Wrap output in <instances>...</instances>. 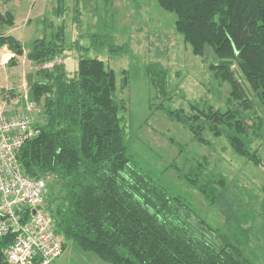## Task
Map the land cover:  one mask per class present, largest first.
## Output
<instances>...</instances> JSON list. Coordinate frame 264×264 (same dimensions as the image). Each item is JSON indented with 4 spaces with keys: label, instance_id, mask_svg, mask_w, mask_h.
<instances>
[{
    "label": "trees",
    "instance_id": "1",
    "mask_svg": "<svg viewBox=\"0 0 264 264\" xmlns=\"http://www.w3.org/2000/svg\"><path fill=\"white\" fill-rule=\"evenodd\" d=\"M156 1L176 15L177 34L194 56L209 62L212 81L227 92L221 106L204 100L190 104L189 112L166 109L162 103L153 108L187 129L197 143L210 147L208 133L224 137L237 156L262 165L252 146L254 138L264 137L259 115H264V0ZM1 4L0 50L9 47L17 55L23 49L19 41L2 33L15 19L2 12ZM63 34L36 40L27 55L42 67L29 93L33 105L42 106L45 119L41 124L34 120L35 112L30 114L38 135L25 143L19 156L28 177L49 179L48 212L63 250L73 244L107 264H253L242 249L251 239V230L243 227L253 218L242 216L247 213L223 177L203 176L209 173L205 161L196 162L193 179L174 163L171 169L225 218L228 235L135 162L130 143L137 128L131 117L128 125L123 117L128 109L117 99L115 71L90 56L80 59L73 73L57 63L45 68L66 52ZM89 39L87 54L91 49L98 54L107 50L113 57L128 54V46H116L112 36L98 33ZM145 70L157 99L169 100L168 71L159 64ZM129 79L125 77L124 86ZM11 241L0 239V264L8 263L5 251Z\"/></svg>",
    "mask_w": 264,
    "mask_h": 264
},
{
    "label": "rangeland",
    "instance_id": "2",
    "mask_svg": "<svg viewBox=\"0 0 264 264\" xmlns=\"http://www.w3.org/2000/svg\"><path fill=\"white\" fill-rule=\"evenodd\" d=\"M1 9L15 19L14 26L3 28L2 33L19 41L24 50L23 56L14 54L9 47L0 50V111L7 119L29 112L28 106L34 104L27 80L32 75L33 84L38 81L37 73L42 67H37L27 55L35 41L62 31L67 50L45 68L57 63L73 73L80 59L87 56L104 61L117 74V99L128 109L123 117L127 125L131 119L133 129L137 128L130 143L135 162L172 195L182 197L209 224L228 235L225 218L171 169L174 163L193 179L197 175L196 162L205 161L209 173L203 176L223 177L233 199L247 213L242 216L253 218L243 227L251 230V239L242 249L253 264H264V137L254 138L252 146L262 160V165L257 166L237 156L226 138L216 139L208 133L210 147L201 145L187 129L171 122L162 110H156L162 103L166 109L185 108L189 112L190 104L204 100L221 106V96L227 92L226 87L212 81L209 62L194 56L177 34L175 14L164 11L156 0H2ZM98 33L112 36L116 46L127 45L128 54L113 57L107 50L98 54L93 49L87 54L89 38ZM149 64H159L168 71L169 100L157 99L145 70ZM128 76L129 82L124 86ZM44 119L42 106H37L34 120L44 124ZM56 264L107 263L69 244Z\"/></svg>",
    "mask_w": 264,
    "mask_h": 264
},
{
    "label": "built area",
    "instance_id": "3",
    "mask_svg": "<svg viewBox=\"0 0 264 264\" xmlns=\"http://www.w3.org/2000/svg\"><path fill=\"white\" fill-rule=\"evenodd\" d=\"M7 120L0 111V239L12 238L5 251L9 264H56L63 241L47 210L49 179L28 177L19 156L25 143L38 135L31 113Z\"/></svg>",
    "mask_w": 264,
    "mask_h": 264
},
{
    "label": "water",
    "instance_id": "4",
    "mask_svg": "<svg viewBox=\"0 0 264 264\" xmlns=\"http://www.w3.org/2000/svg\"><path fill=\"white\" fill-rule=\"evenodd\" d=\"M17 55L18 56H23L24 55V50L17 51ZM27 81H28V87L31 88L32 85H33V76L32 75L28 76V80Z\"/></svg>",
    "mask_w": 264,
    "mask_h": 264
},
{
    "label": "bare ground",
    "instance_id": "5",
    "mask_svg": "<svg viewBox=\"0 0 264 264\" xmlns=\"http://www.w3.org/2000/svg\"><path fill=\"white\" fill-rule=\"evenodd\" d=\"M25 114V113H24ZM16 116H14V117H11V118H8L7 120H12V119H14ZM46 202H47V200H46ZM47 210H48V206H47Z\"/></svg>",
    "mask_w": 264,
    "mask_h": 264
},
{
    "label": "crops",
    "instance_id": "6",
    "mask_svg": "<svg viewBox=\"0 0 264 264\" xmlns=\"http://www.w3.org/2000/svg\"><path fill=\"white\" fill-rule=\"evenodd\" d=\"M3 52L5 53V51H3ZM7 52H8V51H7ZM11 56H12V55H11ZM4 58H5V56H4ZM3 62L5 63V62H6V60H4Z\"/></svg>",
    "mask_w": 264,
    "mask_h": 264
}]
</instances>
